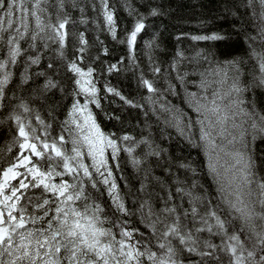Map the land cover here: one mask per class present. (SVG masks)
I'll use <instances>...</instances> for the list:
<instances>
[{"label": "snow or ice", "instance_id": "snow-or-ice-1", "mask_svg": "<svg viewBox=\"0 0 264 264\" xmlns=\"http://www.w3.org/2000/svg\"><path fill=\"white\" fill-rule=\"evenodd\" d=\"M98 3L116 40V7L110 0ZM87 5L96 11L93 0H0V131L11 136L0 153L18 148L11 160L0 155L6 163L0 167V264H264V47H253L256 41L264 45V0L221 4L223 18L236 24L245 10L258 21L257 34L244 35L245 56L221 59L215 50L218 42L227 49L240 37L236 24L191 36L212 42V49L191 57L178 50L170 70L150 54L153 78L142 71L138 77L149 93L147 110L106 86L107 93L141 109L145 121L149 113L157 121L164 116L158 138L145 122L147 135L139 139L104 132L89 107L100 108L101 98L94 67L84 65L92 44L77 28L89 23ZM122 7L134 23L120 42L135 62L134 46L147 18L165 11L149 0H122ZM96 41L108 55L98 36ZM147 47L159 49L155 39ZM249 60L255 61L251 68ZM120 64L123 58L107 71H120ZM202 64L208 67L199 71ZM197 76L198 82L192 79ZM68 97L72 102L60 120ZM169 97H180L195 118ZM168 128L206 152L214 190L201 183L191 157L171 150ZM121 152L138 186L123 175ZM221 154L230 161L222 164ZM105 195L107 202H101ZM133 217L147 231L133 226Z\"/></svg>", "mask_w": 264, "mask_h": 264}, {"label": "trees", "instance_id": "trees-1", "mask_svg": "<svg viewBox=\"0 0 264 264\" xmlns=\"http://www.w3.org/2000/svg\"><path fill=\"white\" fill-rule=\"evenodd\" d=\"M96 3V11H93L90 5L86 6V15L89 18V23L87 25H78L79 31H85V36L89 40L92 47L90 49L91 59H86L84 65L91 64L94 69V80L96 82V87L99 89L100 103L101 107L96 108L94 104H89L92 112L95 115L97 123H99L101 129L106 132H115L117 135H122L127 132L135 136L137 139L141 135H147V132L143 131L144 123H148L152 126V132L157 138L159 137V132L164 128L163 119L164 116H160V120L157 121L156 116L149 113L147 120L143 116L141 109L130 107L125 104L124 101L120 100L119 97L109 94L106 92V86H111L116 88L121 92L122 95L128 99L133 100L135 103L144 104L145 110L150 107V104L146 101V97L149 95L146 89L139 85L138 77L141 71L144 73L146 78L152 79V73L150 71L149 55H153V59L159 62L160 66L164 70L168 69V64L172 58L176 55L178 50L183 51L186 56L191 57L196 51L200 49L211 50L212 42L204 41H193L191 36L210 33L212 31L220 29L231 30L232 25L236 22L232 17L223 18V13L221 10V4L224 0H149L150 3L161 6L165 15L159 17H148L146 20L147 28L138 37L136 44L134 46V56L135 62H133L129 48L126 43H121V40L126 39L127 33L131 30L134 20L122 7V0H110L111 4L116 7L117 13V39L113 40L111 35L106 30V24L104 22L103 16L100 12V5L98 0H93ZM140 7L141 11H146L145 8ZM74 18L79 16L78 12H73ZM201 21L205 23L201 25ZM257 22H253L250 15H243V21L236 24V27L240 30L241 35L239 38L232 42L230 48L225 49L222 42H218L216 51L221 59L230 58L231 55L245 56L248 50V44L244 40L245 34H251L255 36L257 34ZM184 34L179 40L178 36ZM99 37L103 41V46L107 47L109 50L108 55H104L101 49V45L96 41V37ZM155 39L156 43L159 45V49L153 50L147 47V43ZM253 47L258 51L264 47L259 41L253 42ZM99 59H95L96 57ZM123 58V64H120V71H114L109 73L107 67L110 63H116L118 60ZM139 65L137 68L136 65ZM255 65L254 60H249V67ZM185 66L189 69L192 65L185 63ZM208 67L207 64H202L199 67V71ZM18 71V70H17ZM70 76L71 73H68ZM193 80L198 82L199 77H192ZM214 79L209 77V80ZM213 88L217 87L216 84L212 85ZM190 91H198L197 87L194 85H189ZM211 89L209 90V92ZM80 102L84 103L85 98L83 96L79 97ZM173 104H176L183 108L184 112L195 118V113L192 111L187 104L182 103L180 97H169ZM72 102L71 97H68L64 101V108L61 109V114L59 116L60 120L65 118L66 109L70 106ZM34 108H38V104L32 105ZM114 114L120 117V120L109 119L108 116ZM2 116V114H0ZM35 123V121H33ZM245 127H248L245 125ZM3 128V126H0ZM15 131V129H13ZM194 131L198 133V126L194 128ZM167 132L171 134V150L176 152L178 155L183 157H191L195 162L196 167L200 172L201 183L210 190H214L215 184L212 177L208 173V162L209 157L202 148L189 147L188 144L181 140L175 131V129L168 128ZM59 133V129L55 128L53 134ZM249 133L251 129L249 128ZM67 138V133H65ZM11 136L5 135L3 131H0V147H4L5 144L10 141ZM226 143V141H225ZM18 148H14L12 153H0V155L5 156V160H11L13 156L16 155ZM136 154H141V148L136 150ZM221 163L223 164L225 160H229V157L223 156ZM121 157V169L123 175L129 180L132 186H138L135 179L136 173L129 162V158L123 152L120 154ZM213 160L215 157L213 156ZM89 165L91 164L88 161ZM0 167H6L4 160H0ZM119 175V174H117ZM65 179H70V177H65ZM99 179V177H97ZM118 182L121 184L123 189V181ZM103 188V186H101ZM127 191V189H124ZM101 202H107V196L101 198ZM110 214V213H109ZM133 226H139L141 231H147L143 225L139 223L138 217H133Z\"/></svg>", "mask_w": 264, "mask_h": 264}, {"label": "rangeland", "instance_id": "rangeland-1", "mask_svg": "<svg viewBox=\"0 0 264 264\" xmlns=\"http://www.w3.org/2000/svg\"><path fill=\"white\" fill-rule=\"evenodd\" d=\"M84 151H85V153H86V148L84 149ZM88 161H90V162L92 163V161H91L89 158H87V157L85 156V160H84V162H85L86 164H89ZM58 181H59V178H57V182H58Z\"/></svg>", "mask_w": 264, "mask_h": 264}]
</instances>
